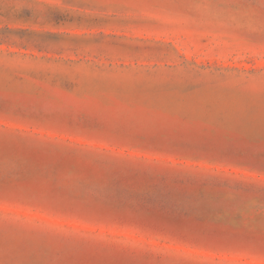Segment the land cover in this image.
<instances>
[{
    "label": "rangeland",
    "instance_id": "rangeland-1",
    "mask_svg": "<svg viewBox=\"0 0 264 264\" xmlns=\"http://www.w3.org/2000/svg\"><path fill=\"white\" fill-rule=\"evenodd\" d=\"M0 264H264V0H0Z\"/></svg>",
    "mask_w": 264,
    "mask_h": 264
}]
</instances>
